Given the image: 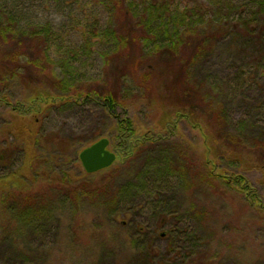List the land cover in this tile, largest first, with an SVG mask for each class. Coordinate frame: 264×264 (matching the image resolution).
<instances>
[{
    "label": "rangeland",
    "instance_id": "374dc122",
    "mask_svg": "<svg viewBox=\"0 0 264 264\" xmlns=\"http://www.w3.org/2000/svg\"><path fill=\"white\" fill-rule=\"evenodd\" d=\"M195 2L177 0L182 6L204 4L210 14L221 12L231 25L209 43L191 81L204 88L200 105L222 108L226 133L239 138L252 156L232 153L238 149L211 136L205 140L192 123L180 122L175 137L146 145L132 159L85 176L80 152L111 138L110 122L99 107L67 105L27 118L12 113L9 105L0 107V152L8 158L0 164V179L20 170L25 156L14 141L19 139L18 129L30 123L40 136L38 148L47 156V170L58 177L62 171L80 177L77 188L75 184L65 189L39 188L43 183L32 179L37 193L10 201V227L0 233V264H264V211L249 206L239 188L209 182L206 171L208 159L227 175L244 176L264 201L262 155L251 149L264 147V17L247 29L241 27L264 0ZM0 9L28 25L52 28L58 42L47 53L54 58V82L63 75L84 85L111 81L102 60L109 45L91 39V25L104 29L111 16L96 1L0 0ZM87 41L90 45L83 51ZM182 46L178 57L189 51L188 46L181 52ZM67 48L77 52L74 60ZM148 51L145 55L138 47V74L150 71L155 81L173 78L174 71L164 77L161 72L168 68L170 54ZM126 54L136 57L133 48ZM51 89V82L29 89L12 80L0 83V97L13 104L34 92L53 93ZM121 94L131 104L138 134L162 132L174 119L160 94L154 100L134 84L122 88ZM107 150L113 152L111 145ZM61 155L68 160L59 159ZM154 180L159 181L152 184Z\"/></svg>",
    "mask_w": 264,
    "mask_h": 264
},
{
    "label": "trees",
    "instance_id": "16d2710c",
    "mask_svg": "<svg viewBox=\"0 0 264 264\" xmlns=\"http://www.w3.org/2000/svg\"><path fill=\"white\" fill-rule=\"evenodd\" d=\"M93 1L100 4L111 16L104 29H98L91 25V39L100 42L105 40L109 45L108 52L103 54L102 60H104L103 65L106 71L104 73L111 77V81H107L103 85L96 83L84 85L75 83L68 75V77L63 75V79H56L54 82V58L47 53L50 46L58 42L52 28L49 25L40 27L28 25L8 11L0 9V83H12L14 80L18 85L31 89L39 87L46 81L51 82L52 88H54L51 90L58 93L55 95L54 92H34L33 95L16 100L13 104L9 103L5 97H0V107L9 105L12 113L27 118L43 116L48 109L55 107L96 105L110 122L111 138L107 140L112 147L115 161L118 163L132 159L146 145H155L162 140L175 137L176 128L180 122H186L189 125L192 123V128L197 130L205 140L211 136L218 143L223 141L228 147L238 149L237 151L232 150V153L242 152L252 156L250 149L243 145L239 138L226 133L228 124L222 108L212 104L204 109L200 105L201 98L205 94L204 88L197 87L191 81L192 71L207 56L209 43L226 33L231 25L225 22L221 12L210 14L204 4L182 6L177 3V0ZM230 13L228 14L230 15ZM233 13L232 11L231 15ZM258 17H264V5L262 4H260L258 12L252 14V20L248 24L242 23L241 27L247 29L246 25L256 23L255 19ZM237 20L239 19L237 18ZM21 24L24 26L22 27ZM183 39H187V41L182 46ZM89 45V41H87L83 51H87ZM180 46H182L181 52L189 46V51L184 50L185 52H183L184 57H178L176 54ZM55 47L60 49L59 46ZM138 47L145 55L148 54L149 48L157 53L162 50L163 53L170 54L172 59H169L165 64L168 68L162 69L161 72L164 77L174 71L175 76L169 81L165 79L155 81V75L150 71L138 74L135 66L140 65L138 57L142 58V56H138ZM132 48L136 51V57L134 54L133 57L128 58L126 53ZM67 49L69 55L73 57L71 59L74 60L77 52ZM112 52L113 54H111ZM115 58L120 59L116 60L119 62L118 65ZM62 62L67 63L65 59L61 60ZM156 82H158L157 85ZM132 84L148 90L154 100L160 94L166 100V102L163 101L166 109L175 113L171 124L168 122L162 132L138 134L130 115L131 104L121 94L122 88H130ZM30 125L19 128V139L14 141L15 145L19 142L18 147L25 156L20 170L11 173L7 178L0 179V233L5 227L6 229L10 227L8 221L10 219L7 215L10 205H12L10 201L21 195L28 196L37 193L34 190L36 186L31 183L32 179L35 182L38 181L39 184L43 183V185L38 184L39 188L60 187L65 189L69 185L74 187L76 184V188L78 186L77 180L80 177L76 172L73 177L70 171H62L61 176L58 177L54 172L47 170V156L44 157V151H40L38 148L40 136L34 132V128H30ZM52 143L50 142V144ZM259 148L260 151L251 149L257 152L259 157L262 155L260 160L264 164V147ZM208 150L210 153V149ZM4 152H0V164L8 159L4 157ZM58 158L68 160L66 155H61ZM206 165L209 182L214 185L222 183L226 186L239 188L249 206H255L264 211L262 197L244 176L227 175L219 170L212 160L206 159ZM110 167L93 174H87L83 170V174L85 176L97 175ZM27 179L30 181L27 182ZM41 179L43 182H40ZM147 179L145 176L144 181L150 183L151 179ZM158 181L154 180L152 184Z\"/></svg>",
    "mask_w": 264,
    "mask_h": 264
},
{
    "label": "water",
    "instance_id": "95a60500",
    "mask_svg": "<svg viewBox=\"0 0 264 264\" xmlns=\"http://www.w3.org/2000/svg\"><path fill=\"white\" fill-rule=\"evenodd\" d=\"M108 145L107 139H101L80 152L78 159L87 174L104 170L114 163L115 155L107 150Z\"/></svg>",
    "mask_w": 264,
    "mask_h": 264
}]
</instances>
